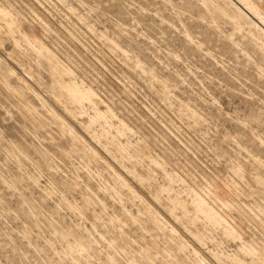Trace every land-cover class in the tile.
Here are the masks:
<instances>
[{
    "label": "rangeland",
    "instance_id": "374dc122",
    "mask_svg": "<svg viewBox=\"0 0 264 264\" xmlns=\"http://www.w3.org/2000/svg\"><path fill=\"white\" fill-rule=\"evenodd\" d=\"M204 3L222 0H0L17 22L0 34V264H251L249 246L264 259V51ZM37 44L95 106L51 95ZM19 78L36 93L3 89ZM197 199L222 222L195 218Z\"/></svg>",
    "mask_w": 264,
    "mask_h": 264
},
{
    "label": "bare ground",
    "instance_id": "6f19581e",
    "mask_svg": "<svg viewBox=\"0 0 264 264\" xmlns=\"http://www.w3.org/2000/svg\"><path fill=\"white\" fill-rule=\"evenodd\" d=\"M240 2L246 10H248L255 19L258 20V23L262 24L264 26V13L260 11V9L257 7V5L253 2V0H237ZM237 2V3H238ZM205 12L206 14H209L211 16L212 20H214V26L218 28L217 20H232L233 26L235 30H240L243 25L250 24L254 29L256 30V34L253 36L254 39L261 41V49L264 51V30L260 29L256 23L249 20L245 14L236 6L235 3L231 2L230 0H222V5L214 6L211 4H205ZM0 34L2 32L8 33V34H15L17 30V22L15 19L12 18L7 12L2 10L0 8ZM189 41L192 43V40L189 39ZM18 42L14 41V46H17ZM37 51L40 57H42L43 62L46 65L47 72L49 73L50 78L52 79V88H51V95L56 99L63 98L68 99L69 103L79 107L83 103L87 102L93 106H95V100L96 96L94 92L91 89H86L85 87L77 85L74 81L70 79L71 77V71L64 69L60 63L56 60L55 56L52 54L51 51L48 50L47 47H45L43 44H37ZM196 46H199V43L196 44ZM198 47V48H199ZM32 71V70H31ZM33 72V71H32ZM31 72V73H32ZM30 72H27L28 76L33 82L38 83V80L35 79V77ZM64 78H68V81H65ZM20 83L22 84V87L19 88H13L8 83L7 80H4L2 82L3 89L9 93L10 95L17 97V98H23L26 91L29 92H35L31 85L26 82L24 79L19 78ZM36 93V92H35ZM34 93V94H35ZM40 99V98H39ZM40 101L45 105L47 116L43 115H37V112H34L31 110V107L28 105H21L19 108L21 110L22 115L25 118H33V115H37V119L33 125V130L38 131L42 130L46 127V120L48 117V103L41 98ZM60 102V100H59ZM67 110V108H65ZM70 112V111H68ZM51 117L53 119H59V116H57L56 113L50 111ZM95 115L97 118H105L108 117L109 112L100 113L97 109L95 110ZM90 123L93 121L92 118L89 119ZM61 128H65L68 130L70 135L75 138H79L75 136V133L72 128H69L66 123L60 122L59 123ZM143 145V144H142ZM141 147V144L139 145ZM133 148V154L131 157H142V148L140 147ZM127 148H132L130 144H126L125 146H121L120 148V156L121 158L125 159L126 156L129 154L127 153ZM128 149V151H129ZM144 149V148H143ZM18 152H20L21 155L25 156L26 152L23 149L16 148ZM35 153L39 156V158L42 161H47L48 159V150L47 148L41 147L35 150ZM27 155V154H26ZM131 157H129L131 159ZM128 158V157H127ZM132 160V159H131ZM130 160V161H131ZM134 160V159H133ZM137 161V159H135ZM139 160V159H138ZM132 162V161H131ZM134 175L136 177L137 174L134 172ZM125 185L129 187L128 183L125 181ZM194 209L196 211L195 218L198 217V215H201L206 221L212 223V224H220L222 222V217L210 206H208L202 199H197L194 201ZM180 206L186 210V206L183 203H178ZM198 214V215H197ZM155 215L157 216V213L155 212ZM151 217V222L153 227L158 228V220L157 217ZM173 231L174 229L171 228ZM197 241H201V237H196ZM244 251L247 253L249 257H251V264H264V259H258L255 257L254 249L252 247H246L244 248ZM217 261H220L221 259L219 256L214 255Z\"/></svg>",
    "mask_w": 264,
    "mask_h": 264
}]
</instances>
